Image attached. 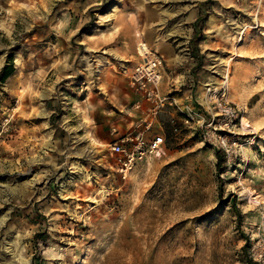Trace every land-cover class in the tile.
<instances>
[{
    "label": "rangeland",
    "instance_id": "obj_1",
    "mask_svg": "<svg viewBox=\"0 0 264 264\" xmlns=\"http://www.w3.org/2000/svg\"><path fill=\"white\" fill-rule=\"evenodd\" d=\"M139 41L179 105L123 173L109 143L143 115ZM223 80L230 127L208 100ZM261 146L264 0H0V264H264Z\"/></svg>",
    "mask_w": 264,
    "mask_h": 264
},
{
    "label": "built area",
    "instance_id": "obj_2",
    "mask_svg": "<svg viewBox=\"0 0 264 264\" xmlns=\"http://www.w3.org/2000/svg\"><path fill=\"white\" fill-rule=\"evenodd\" d=\"M136 54L137 59L126 75L131 89L138 96L133 101V107L140 109L143 115L140 122L135 123L132 129L109 143V152L114 155L115 165L123 173L161 149L165 143V133L161 124L154 122L161 110L172 107L174 104L179 105L174 94L164 91L161 86L163 53L152 48L145 41H139L136 44ZM224 85L225 83L221 84L216 90L207 89V93H209V101L215 97L211 102L216 108L215 113L221 117L220 126L230 127L235 124L240 109L226 98ZM186 113L188 115V112ZM205 120L206 117L203 116L200 125L207 124L204 123ZM218 148L224 149L226 157L228 156L227 147L221 145Z\"/></svg>",
    "mask_w": 264,
    "mask_h": 264
},
{
    "label": "trees",
    "instance_id": "obj_3",
    "mask_svg": "<svg viewBox=\"0 0 264 264\" xmlns=\"http://www.w3.org/2000/svg\"><path fill=\"white\" fill-rule=\"evenodd\" d=\"M203 3V2H202ZM203 16L202 15H198L197 18L195 19V22H194V35L192 36L191 40H192V43L196 46V44L201 40L202 36H203V33L202 31L200 30L198 32V34H195V31L197 30V25L198 27H200L202 21H203ZM10 69H7L6 67L3 69L2 71V74H1V77L4 78L6 77L9 73H10ZM215 154H216V157H217V161H216V164L218 165V167L220 169H222L223 167H225V163H226V153H225V150L224 149H220V148H217L215 150ZM248 263H252V264H257V261L254 260V259H251L249 258L248 259Z\"/></svg>",
    "mask_w": 264,
    "mask_h": 264
},
{
    "label": "bare ground",
    "instance_id": "obj_4",
    "mask_svg": "<svg viewBox=\"0 0 264 264\" xmlns=\"http://www.w3.org/2000/svg\"><path fill=\"white\" fill-rule=\"evenodd\" d=\"M225 78H228V75L226 74V72H225V76H224ZM223 77V78H224ZM224 78V79H225ZM227 80V79H226ZM226 80H223V84L226 82ZM215 87V86H214ZM207 89H211V87H208ZM242 124H243V126H247V122H246V120L245 119H242ZM261 150H263L264 151V147L263 146H261Z\"/></svg>",
    "mask_w": 264,
    "mask_h": 264
}]
</instances>
